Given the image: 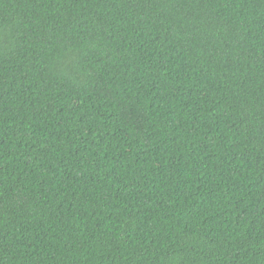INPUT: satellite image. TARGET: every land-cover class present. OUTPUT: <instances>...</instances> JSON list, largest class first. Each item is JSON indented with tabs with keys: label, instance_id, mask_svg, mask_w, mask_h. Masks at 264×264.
<instances>
[{
	"label": "trees",
	"instance_id": "trees-1",
	"mask_svg": "<svg viewBox=\"0 0 264 264\" xmlns=\"http://www.w3.org/2000/svg\"><path fill=\"white\" fill-rule=\"evenodd\" d=\"M0 264H264V0H0Z\"/></svg>",
	"mask_w": 264,
	"mask_h": 264
}]
</instances>
